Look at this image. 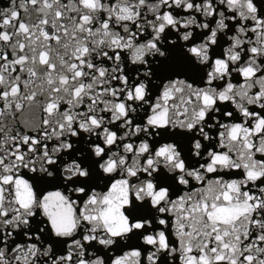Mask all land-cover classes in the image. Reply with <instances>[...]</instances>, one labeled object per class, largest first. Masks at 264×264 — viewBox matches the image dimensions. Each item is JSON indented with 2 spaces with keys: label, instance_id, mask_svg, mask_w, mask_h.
<instances>
[{
  "label": "snow or ice",
  "instance_id": "obj_1",
  "mask_svg": "<svg viewBox=\"0 0 264 264\" xmlns=\"http://www.w3.org/2000/svg\"><path fill=\"white\" fill-rule=\"evenodd\" d=\"M0 264H264V0H0Z\"/></svg>",
  "mask_w": 264,
  "mask_h": 264
}]
</instances>
